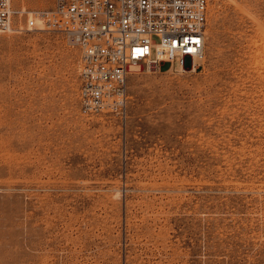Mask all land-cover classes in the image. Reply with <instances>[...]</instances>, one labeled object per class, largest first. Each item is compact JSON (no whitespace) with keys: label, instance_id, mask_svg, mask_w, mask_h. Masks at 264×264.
<instances>
[{"label":"rangeland","instance_id":"374dc122","mask_svg":"<svg viewBox=\"0 0 264 264\" xmlns=\"http://www.w3.org/2000/svg\"><path fill=\"white\" fill-rule=\"evenodd\" d=\"M51 7L0 32V264H264V0H209L202 61L90 117Z\"/></svg>","mask_w":264,"mask_h":264},{"label":"built area","instance_id":"2783aa9c","mask_svg":"<svg viewBox=\"0 0 264 264\" xmlns=\"http://www.w3.org/2000/svg\"><path fill=\"white\" fill-rule=\"evenodd\" d=\"M51 1V8L29 12L25 21L30 29L63 34L81 50L84 116L122 114L133 73L180 71L204 59L209 0ZM24 13L15 0H0V32L12 31L15 16ZM164 63L171 64L165 71Z\"/></svg>","mask_w":264,"mask_h":264},{"label":"bare ground","instance_id":"6f19581e","mask_svg":"<svg viewBox=\"0 0 264 264\" xmlns=\"http://www.w3.org/2000/svg\"><path fill=\"white\" fill-rule=\"evenodd\" d=\"M200 61H202V60H200ZM195 62L196 61H193L194 64H195ZM194 70H195V68H194ZM180 71H186V68H184L183 70H180Z\"/></svg>","mask_w":264,"mask_h":264}]
</instances>
